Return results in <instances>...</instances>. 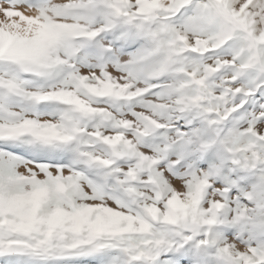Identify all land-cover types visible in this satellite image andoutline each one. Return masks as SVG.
<instances>
[{
	"label": "snow or ice",
	"instance_id": "obj_1",
	"mask_svg": "<svg viewBox=\"0 0 264 264\" xmlns=\"http://www.w3.org/2000/svg\"><path fill=\"white\" fill-rule=\"evenodd\" d=\"M0 264H264V0H0Z\"/></svg>",
	"mask_w": 264,
	"mask_h": 264
}]
</instances>
